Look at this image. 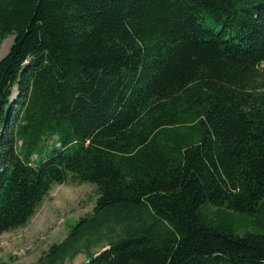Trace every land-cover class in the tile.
Wrapping results in <instances>:
<instances>
[{"label": "trees", "instance_id": "trees-1", "mask_svg": "<svg viewBox=\"0 0 264 264\" xmlns=\"http://www.w3.org/2000/svg\"><path fill=\"white\" fill-rule=\"evenodd\" d=\"M10 35L0 234L56 183L98 194L33 264H264L204 212L264 208V0H0Z\"/></svg>", "mask_w": 264, "mask_h": 264}, {"label": "rangeland", "instance_id": "rangeland-1", "mask_svg": "<svg viewBox=\"0 0 264 264\" xmlns=\"http://www.w3.org/2000/svg\"><path fill=\"white\" fill-rule=\"evenodd\" d=\"M13 41L14 35L3 40L0 59L8 53ZM17 92L15 88L13 97L17 96ZM52 139L53 137L50 142ZM97 195L96 186L91 183L54 184L26 225L0 234V262L35 263L53 242L60 241L67 235L75 219L94 208ZM204 212L214 223L222 224L236 234L246 231L264 232V208L251 213L208 204ZM84 260L85 254L79 253L66 264H81Z\"/></svg>", "mask_w": 264, "mask_h": 264}, {"label": "bare ground", "instance_id": "bare-ground-1", "mask_svg": "<svg viewBox=\"0 0 264 264\" xmlns=\"http://www.w3.org/2000/svg\"><path fill=\"white\" fill-rule=\"evenodd\" d=\"M8 40V39H7ZM5 43V42H4Z\"/></svg>", "mask_w": 264, "mask_h": 264}]
</instances>
